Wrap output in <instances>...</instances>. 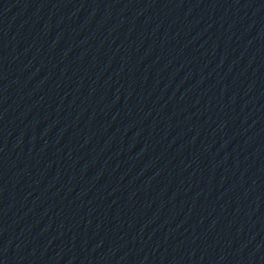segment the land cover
Returning a JSON list of instances; mask_svg holds the SVG:
<instances>
[{
	"label": "water",
	"instance_id": "water-1",
	"mask_svg": "<svg viewBox=\"0 0 264 264\" xmlns=\"http://www.w3.org/2000/svg\"><path fill=\"white\" fill-rule=\"evenodd\" d=\"M0 264H264V0H0Z\"/></svg>",
	"mask_w": 264,
	"mask_h": 264
}]
</instances>
